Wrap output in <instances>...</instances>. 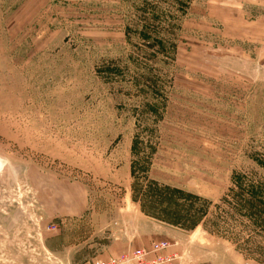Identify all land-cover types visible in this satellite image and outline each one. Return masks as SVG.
<instances>
[{"label":"rangeland","instance_id":"374dc122","mask_svg":"<svg viewBox=\"0 0 264 264\" xmlns=\"http://www.w3.org/2000/svg\"><path fill=\"white\" fill-rule=\"evenodd\" d=\"M163 242L264 264V0H0V264Z\"/></svg>","mask_w":264,"mask_h":264},{"label":"built area","instance_id":"2783aa9c","mask_svg":"<svg viewBox=\"0 0 264 264\" xmlns=\"http://www.w3.org/2000/svg\"><path fill=\"white\" fill-rule=\"evenodd\" d=\"M171 247L169 242H163L154 246L150 251L135 250L93 264H181L182 257L177 253L170 252Z\"/></svg>","mask_w":264,"mask_h":264}]
</instances>
